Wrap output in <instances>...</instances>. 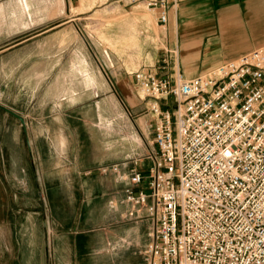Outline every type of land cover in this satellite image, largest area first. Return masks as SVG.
Returning <instances> with one entry per match:
<instances>
[{
	"label": "built area",
	"instance_id": "obj_1",
	"mask_svg": "<svg viewBox=\"0 0 264 264\" xmlns=\"http://www.w3.org/2000/svg\"><path fill=\"white\" fill-rule=\"evenodd\" d=\"M135 1L165 26L167 0ZM132 79L152 148L99 170L120 174L128 216L147 223L141 264H264V45L188 79Z\"/></svg>",
	"mask_w": 264,
	"mask_h": 264
},
{
	"label": "rangeland",
	"instance_id": "obj_2",
	"mask_svg": "<svg viewBox=\"0 0 264 264\" xmlns=\"http://www.w3.org/2000/svg\"><path fill=\"white\" fill-rule=\"evenodd\" d=\"M20 2L27 8H22ZM19 19L24 21L21 28ZM68 27L77 40L84 41L86 65L102 71L107 81L93 85L89 99L85 96L89 101L77 107L90 104L93 114L101 109L107 121H93L91 127L84 129L91 130L93 136L96 126L102 133L111 132L107 138L101 136L102 146L109 145L108 160H114L121 148L126 152L136 143L141 149L139 156L144 155L152 133L145 136L142 131L145 124L140 130L137 128L136 120L141 115L128 107L125 100L128 98L133 105L132 98L147 102L148 97L142 89L133 85L131 88L127 82L131 81L132 73L148 65L153 67L159 59L162 27L152 12L135 0H0V58L5 59L22 42L32 43L42 32L69 35ZM14 29L17 30L9 32ZM156 73L160 75L158 69ZM21 89L15 84L11 86L8 77L0 73V106L21 117L29 113L30 117L22 126L17 118L0 108V264H57L58 253L63 254V250H57L58 229L64 228L59 222L70 218L74 232L76 227L75 203L72 200L70 208L67 201L69 196L74 198L76 189L57 185V178L77 156L84 163L90 162L98 146L94 137L79 138L83 142L78 147L80 153H75V146L73 153H54L51 139L39 135L45 129L53 133L59 125L51 120H37L38 108L28 105L26 90ZM64 125L69 140L75 142L80 125L74 121H66ZM135 157L136 153L128 160ZM122 218L134 222L127 212ZM78 241L81 244V239L73 244ZM102 248L85 252L77 246L70 252L71 264H110L106 262L110 246Z\"/></svg>",
	"mask_w": 264,
	"mask_h": 264
},
{
	"label": "crops",
	"instance_id": "obj_3",
	"mask_svg": "<svg viewBox=\"0 0 264 264\" xmlns=\"http://www.w3.org/2000/svg\"><path fill=\"white\" fill-rule=\"evenodd\" d=\"M167 2V23L160 26L163 33H160L159 59L155 60L153 67L151 65L143 67L144 70L152 72L153 68V72H156L158 69L160 75L174 74L178 71L184 79H188L209 72L224 62L264 45V0H167ZM22 3L20 2V5ZM21 6L27 8L25 4ZM151 12L156 18L155 13ZM18 21L21 28L24 21L20 19ZM67 30L71 34L42 32L36 35L38 38L32 43L22 42L18 47H14L5 59L0 58V73L8 77L11 86L15 84V87L26 90V96L30 100L28 105L38 108L37 120H51L59 125L57 131L50 133L45 129L39 135L51 139L54 153H73L72 146L77 148L75 153H80L78 147L83 142H80L79 138L94 137L98 146L88 163L82 162L78 156L72 162L67 160V166L57 178V185L76 189L74 198L69 196L67 201L70 208L72 200L74 201L76 209L74 224L81 227L78 231L75 227L74 232L70 218L59 222L64 228L58 229L57 250H63V254L58 253L57 264H71L70 252L76 250L77 246L85 252L87 250L97 252L104 249L102 245L110 246L111 252L106 253L109 258L106 262L110 264H141L142 259L138 252L147 241V223L144 219L133 222L122 218L129 210V206L124 202L125 183L120 179V174L112 171L102 173L99 170L101 167L114 165L118 166L119 173H125L124 165L129 164L128 159L135 153L139 156L141 149L138 143L126 152L120 147L122 151L119 155L114 160H108L106 155L109 152V145L102 146L101 136L107 138L111 132L108 133L105 129L106 132L102 133L101 128L96 126V133L93 136L91 130L87 132L84 129L86 126L91 127L93 121H107L101 109L93 114L90 104L77 108L89 101L87 99L93 85L107 81L102 71L86 65L84 41L81 38L77 40L69 27ZM69 53L70 57L67 56ZM6 71H9V74ZM127 84L134 87L133 79L131 78ZM128 100V98L125 100L127 106L134 112L139 111L141 115L136 120L139 121L136 123L137 128L140 130L141 125L145 124L142 125L145 136L149 132L152 133L153 120L146 114L147 102H144V99L132 98L131 105ZM161 105L170 109L173 106L172 100L169 99ZM120 110L123 111L122 108ZM22 118L27 122L30 119L29 113L22 114ZM66 121H74L80 125L75 142L69 140L67 136L64 125ZM119 140L121 144L124 143L122 138ZM151 142L149 147L145 146L147 150L152 148ZM143 212L142 210V214ZM77 239H81V244L80 241L77 242L79 245L73 244Z\"/></svg>",
	"mask_w": 264,
	"mask_h": 264
},
{
	"label": "water",
	"instance_id": "obj_4",
	"mask_svg": "<svg viewBox=\"0 0 264 264\" xmlns=\"http://www.w3.org/2000/svg\"><path fill=\"white\" fill-rule=\"evenodd\" d=\"M0 108L3 109L6 113L10 114L11 116L17 118L22 126L24 125L23 118L20 115L14 113L13 111H11V110H9L7 108H3L1 106H0Z\"/></svg>",
	"mask_w": 264,
	"mask_h": 264
},
{
	"label": "bare ground",
	"instance_id": "obj_5",
	"mask_svg": "<svg viewBox=\"0 0 264 264\" xmlns=\"http://www.w3.org/2000/svg\"><path fill=\"white\" fill-rule=\"evenodd\" d=\"M62 9H59V11L61 12ZM82 63V62H81ZM83 73V72H82ZM88 88V87H87Z\"/></svg>",
	"mask_w": 264,
	"mask_h": 264
}]
</instances>
